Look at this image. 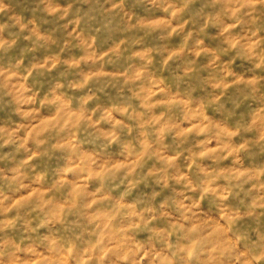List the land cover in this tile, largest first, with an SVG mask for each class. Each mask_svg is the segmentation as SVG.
Wrapping results in <instances>:
<instances>
[{"label": "clouds", "instance_id": "9594fccd", "mask_svg": "<svg viewBox=\"0 0 264 264\" xmlns=\"http://www.w3.org/2000/svg\"><path fill=\"white\" fill-rule=\"evenodd\" d=\"M0 264H264V0H0Z\"/></svg>", "mask_w": 264, "mask_h": 264}]
</instances>
